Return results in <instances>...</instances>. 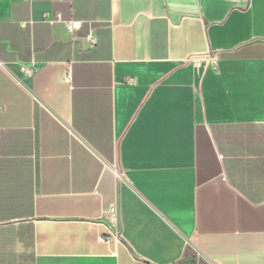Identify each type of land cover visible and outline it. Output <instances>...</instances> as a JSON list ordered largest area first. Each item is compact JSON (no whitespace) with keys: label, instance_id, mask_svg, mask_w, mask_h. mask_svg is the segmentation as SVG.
Returning <instances> with one entry per match:
<instances>
[{"label":"crops","instance_id":"0c3cea01","mask_svg":"<svg viewBox=\"0 0 264 264\" xmlns=\"http://www.w3.org/2000/svg\"><path fill=\"white\" fill-rule=\"evenodd\" d=\"M0 264H264V0H0Z\"/></svg>","mask_w":264,"mask_h":264},{"label":"built area","instance_id":"2783aa9c","mask_svg":"<svg viewBox=\"0 0 264 264\" xmlns=\"http://www.w3.org/2000/svg\"><path fill=\"white\" fill-rule=\"evenodd\" d=\"M67 24V28L71 33H75L76 31L80 30V28L83 26L82 21L80 20H68L66 22ZM87 39L89 40L91 45H95L98 41V39L95 37V35L93 33L89 34L87 36ZM188 61H193L195 63V65L197 67H203L204 65H211V66H215L216 65V56L212 55V54H208L204 55V56H191L190 59H188ZM34 68L33 66H24L22 68V71L24 72V74L26 75H32L34 72ZM70 77V75H68V78Z\"/></svg>","mask_w":264,"mask_h":264}]
</instances>
